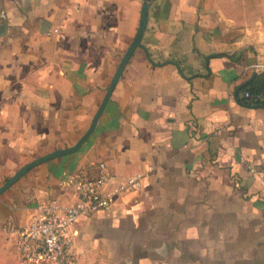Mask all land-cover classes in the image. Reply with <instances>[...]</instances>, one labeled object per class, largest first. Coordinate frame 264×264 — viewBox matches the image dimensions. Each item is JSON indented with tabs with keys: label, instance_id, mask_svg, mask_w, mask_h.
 Wrapping results in <instances>:
<instances>
[{
	"label": "crops",
	"instance_id": "crops-1",
	"mask_svg": "<svg viewBox=\"0 0 264 264\" xmlns=\"http://www.w3.org/2000/svg\"><path fill=\"white\" fill-rule=\"evenodd\" d=\"M143 2L0 0V169L43 158L0 192V264L97 161L142 183L70 227L74 264H264V0H150L109 91Z\"/></svg>",
	"mask_w": 264,
	"mask_h": 264
},
{
	"label": "built area",
	"instance_id": "built-area-1",
	"mask_svg": "<svg viewBox=\"0 0 264 264\" xmlns=\"http://www.w3.org/2000/svg\"><path fill=\"white\" fill-rule=\"evenodd\" d=\"M251 68L263 71L264 63L255 61ZM243 98L257 102L261 96L244 90ZM142 176H127L115 182L104 161L69 173L63 185L76 197L73 204L59 205L52 201L41 205L39 213L29 217L22 226L8 225L16 236V264H74L70 227L81 215L108 207L114 195L139 189Z\"/></svg>",
	"mask_w": 264,
	"mask_h": 264
},
{
	"label": "water",
	"instance_id": "water-1",
	"mask_svg": "<svg viewBox=\"0 0 264 264\" xmlns=\"http://www.w3.org/2000/svg\"><path fill=\"white\" fill-rule=\"evenodd\" d=\"M150 4V0H144L143 2V6H142V10H141V19H140V24H139V28L137 30V33L135 35V38L133 39L130 47L128 48V50L126 51L123 59L121 60L118 69L115 73V76L113 78V81L109 87V91H111V89L113 88L120 72L122 71L127 59L129 58L132 50L139 44L141 36L143 34L144 28H145V24H146V20H147V9L149 7ZM103 105V104H102ZM83 140V138L77 143L75 144L72 148V150L77 149V147L79 146L80 142ZM43 158H38L34 161H32L31 163L25 165L22 169H20L19 171H17L13 176H11L10 178H8L5 183L0 187V192L3 191L5 188H7L15 179H17V177L23 173V171H25L27 168H29L30 166L36 164L37 162L41 161Z\"/></svg>",
	"mask_w": 264,
	"mask_h": 264
},
{
	"label": "trees",
	"instance_id": "trees-1",
	"mask_svg": "<svg viewBox=\"0 0 264 264\" xmlns=\"http://www.w3.org/2000/svg\"><path fill=\"white\" fill-rule=\"evenodd\" d=\"M244 90H248L252 95L260 94L261 98L257 102L264 103V75L260 74L255 77Z\"/></svg>",
	"mask_w": 264,
	"mask_h": 264
},
{
	"label": "rangeland",
	"instance_id": "rangeland-1",
	"mask_svg": "<svg viewBox=\"0 0 264 264\" xmlns=\"http://www.w3.org/2000/svg\"><path fill=\"white\" fill-rule=\"evenodd\" d=\"M255 2V0H252L251 3ZM14 175V174H12ZM8 175L6 173L3 172V170L0 169V187L5 183L6 179H7Z\"/></svg>",
	"mask_w": 264,
	"mask_h": 264
}]
</instances>
